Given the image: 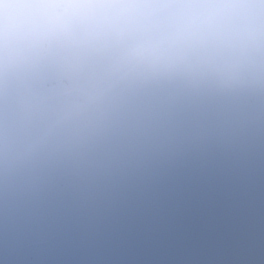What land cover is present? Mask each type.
<instances>
[{
  "label": "flooded vegetation",
  "instance_id": "obj_1",
  "mask_svg": "<svg viewBox=\"0 0 264 264\" xmlns=\"http://www.w3.org/2000/svg\"><path fill=\"white\" fill-rule=\"evenodd\" d=\"M0 7V264H264V0Z\"/></svg>",
  "mask_w": 264,
  "mask_h": 264
},
{
  "label": "rangeland",
  "instance_id": "obj_2",
  "mask_svg": "<svg viewBox=\"0 0 264 264\" xmlns=\"http://www.w3.org/2000/svg\"><path fill=\"white\" fill-rule=\"evenodd\" d=\"M6 1L11 8L15 6V0H6ZM24 19H25L24 24L28 25L29 24L28 21L30 22L35 21L36 16L32 12H29V15L24 17ZM174 196L176 198L180 197V200H178L177 202L180 206H183V208L185 207L186 211H188L190 208H194V206L190 205V203L193 202V199L186 192H183L181 190H176Z\"/></svg>",
  "mask_w": 264,
  "mask_h": 264
},
{
  "label": "water",
  "instance_id": "obj_3",
  "mask_svg": "<svg viewBox=\"0 0 264 264\" xmlns=\"http://www.w3.org/2000/svg\"><path fill=\"white\" fill-rule=\"evenodd\" d=\"M0 1H2V0H0ZM4 3H5V7H6V6L8 5L7 1L4 0ZM0 8H3V7H0ZM6 9L8 10V8H6ZM6 15H7V14H6ZM8 17H9V16H8ZM8 17H7V18H8ZM21 24H22V23H21ZM149 160H150V156L148 155V156L146 157V160H145V163H144L146 166H148V164H149ZM145 169H146V167H145ZM144 179H145V174L141 172V173L139 174L138 178L136 179V181L134 182V184L132 185V187H131L128 191L122 193V198H121L120 200L124 201V200H125L126 198H128L131 194L136 193L137 190L139 189V187L143 184Z\"/></svg>",
  "mask_w": 264,
  "mask_h": 264
},
{
  "label": "bare ground",
  "instance_id": "obj_4",
  "mask_svg": "<svg viewBox=\"0 0 264 264\" xmlns=\"http://www.w3.org/2000/svg\"><path fill=\"white\" fill-rule=\"evenodd\" d=\"M24 16V14L23 15H21V17H23ZM1 18H4V19H6L7 17H1ZM23 19H24V17H23ZM24 21H25V19L21 22L22 23V25H24Z\"/></svg>",
  "mask_w": 264,
  "mask_h": 264
}]
</instances>
